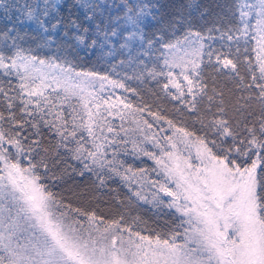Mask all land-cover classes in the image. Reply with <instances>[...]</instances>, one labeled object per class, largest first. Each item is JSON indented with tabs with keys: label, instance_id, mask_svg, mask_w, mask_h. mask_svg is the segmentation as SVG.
Segmentation results:
<instances>
[{
	"label": "snow or ice",
	"instance_id": "obj_1",
	"mask_svg": "<svg viewBox=\"0 0 264 264\" xmlns=\"http://www.w3.org/2000/svg\"><path fill=\"white\" fill-rule=\"evenodd\" d=\"M59 2L14 0L0 33V264H264V0L204 6L212 26L183 36L180 12L165 20L144 0H75L82 16H60ZM146 21L174 39L147 38ZM26 22L44 45L67 27L76 47L111 56L122 36L129 56L137 41L162 64L147 77L78 71L67 55L26 47ZM146 78L158 89L151 103L125 83ZM145 158L152 166H136ZM133 206L171 217L167 230Z\"/></svg>",
	"mask_w": 264,
	"mask_h": 264
},
{
	"label": "trees",
	"instance_id": "obj_2",
	"mask_svg": "<svg viewBox=\"0 0 264 264\" xmlns=\"http://www.w3.org/2000/svg\"><path fill=\"white\" fill-rule=\"evenodd\" d=\"M14 0H0V33L6 30L7 26H11V23L14 22L15 10H10L9 5L12 4ZM15 2L23 4L24 0H15ZM30 3H35L36 0H29ZM113 2L116 3V0ZM146 3L153 4L157 6L154 11L159 17L162 14L164 15L165 20L168 19H180L179 16H174L173 13L180 12L185 18L183 24H178L175 31V36H183L184 33L188 30L189 24L194 31H205L207 28L211 27V23L208 21L207 17L201 18L200 13L203 11L204 6L209 4H214L217 2H223V0H144ZM182 6V7H178ZM72 11L74 14L83 15V11L75 6V0H60L58 4L57 13L60 16H67L68 13ZM7 12V21L5 20V13ZM76 12V13H75ZM57 13H54L57 14ZM18 14V13H17ZM118 10H113V15H119ZM116 19V17H113ZM107 22V21H106ZM123 25V22L121 21ZM84 27L87 29L88 25L85 22ZM160 27L155 21L147 22L146 26L143 27V32L147 38H151L154 35H164V39H174L171 34V31L166 33H157L156 29ZM24 30L27 31L29 35V40L26 47H31L35 54L45 59H54L56 57L68 56V59L72 60L73 63L77 66V70H95L100 72L102 75H108L113 79H123L125 74L128 76H133L143 72L145 77H147V71L153 67L159 68L162 64V61L158 59L159 51L156 49L148 50L147 45L145 44L142 48L137 42L134 45H130L131 56H129V49H121L120 43H123V37L118 36L112 38V44L115 45L113 50V55H107L109 51L108 47L101 49L102 44L97 46L95 49H85L83 46L76 47L75 41L72 39V33L67 27H60L55 31L48 33L52 38L50 45H44L42 37L43 34L32 22H26L23 26ZM126 35V33H124ZM209 43H211L209 41ZM216 46H219V41L216 42ZM159 47L158 45L156 46ZM147 52V54H144ZM139 60H143L144 63L140 64ZM121 61H124L121 64ZM113 67L115 70H113ZM119 74V75H117ZM163 78H161L162 80ZM125 83L130 87H136L141 90V94L144 95L145 99L149 102H153V97L150 95L149 90H158L155 81L150 78H146L144 83H140L136 80H127ZM219 86L225 89L232 88V84L223 77L219 78ZM126 96L133 103L137 102V97L131 93H126ZM167 104V102H166ZM167 107L170 109L171 104H167ZM189 129L195 127L196 130H199V125L193 126L191 122H188ZM111 184V182H110ZM112 187L117 185L112 184ZM60 191V189H56ZM127 189L122 188V192H126ZM64 195H69L66 191ZM103 199H108L107 196H104ZM75 202V201H74ZM100 209L104 215H109L108 208L101 202ZM131 215H141L146 220L149 221L157 231H166L167 229L163 228L165 220L171 221V217H161L157 218L153 215L152 211L148 210V206H143L141 208H136L135 206L129 209ZM144 234H148L147 232Z\"/></svg>",
	"mask_w": 264,
	"mask_h": 264
},
{
	"label": "rangeland",
	"instance_id": "obj_3",
	"mask_svg": "<svg viewBox=\"0 0 264 264\" xmlns=\"http://www.w3.org/2000/svg\"><path fill=\"white\" fill-rule=\"evenodd\" d=\"M113 1H114V0H109L110 3L113 2ZM119 2H120V0H116V3H117V4H118ZM133 2H136V0H133ZM122 22H123V21H122ZM124 26L127 27L129 31L132 30L130 25H124ZM126 35H127V33H126ZM135 43H137V41H133V42H131L130 45H132V44L134 45ZM78 71H79V70H78ZM176 71H179V69H177ZM106 87H108L109 90L114 91L115 95H114L113 98H115V96H121V95L126 96V93H125L122 89H114V90H112V89H110V86H106ZM146 118L151 119L150 117H146ZM114 123L118 126V125L120 124V120H119L118 118H116V119L114 120ZM126 159H128L129 162H131V158H126ZM152 163H153L152 161L147 160V159L145 158V159H144V164H143V165H141L140 161H137V162H136V166H152ZM145 235H146V234H145ZM178 242H179V241H178Z\"/></svg>",
	"mask_w": 264,
	"mask_h": 264
}]
</instances>
